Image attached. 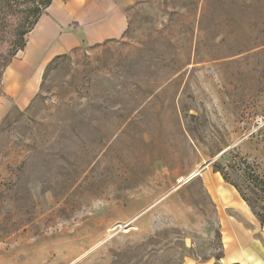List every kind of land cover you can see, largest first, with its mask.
<instances>
[{"label": "rangeland", "instance_id": "374dc122", "mask_svg": "<svg viewBox=\"0 0 264 264\" xmlns=\"http://www.w3.org/2000/svg\"><path fill=\"white\" fill-rule=\"evenodd\" d=\"M127 18L51 62L25 104L3 99L0 264H218L215 167L264 213V0Z\"/></svg>", "mask_w": 264, "mask_h": 264}, {"label": "crops", "instance_id": "0c3cea01", "mask_svg": "<svg viewBox=\"0 0 264 264\" xmlns=\"http://www.w3.org/2000/svg\"><path fill=\"white\" fill-rule=\"evenodd\" d=\"M148 1L152 0H53L5 72L0 116L5 111L3 99L22 105L33 97L43 70L56 58L121 39L129 27L128 10ZM208 186L218 206L223 241L218 264H264V248L256 245L262 225L250 220L256 217L249 206L218 174Z\"/></svg>", "mask_w": 264, "mask_h": 264}, {"label": "trees", "instance_id": "16d2710c", "mask_svg": "<svg viewBox=\"0 0 264 264\" xmlns=\"http://www.w3.org/2000/svg\"><path fill=\"white\" fill-rule=\"evenodd\" d=\"M53 0H0V99L4 94V75L17 55L27 44V35L35 28L40 18L52 5ZM9 114L3 120L5 123ZM223 180L239 192L254 216L264 227V213L258 212L251 199L246 197L237 185L230 183L226 174L215 167ZM264 187V181H259ZM260 201L264 203V188L259 191Z\"/></svg>", "mask_w": 264, "mask_h": 264}, {"label": "bare ground", "instance_id": "6f19581e", "mask_svg": "<svg viewBox=\"0 0 264 264\" xmlns=\"http://www.w3.org/2000/svg\"><path fill=\"white\" fill-rule=\"evenodd\" d=\"M194 177H196V175H194Z\"/></svg>", "mask_w": 264, "mask_h": 264}, {"label": "water", "instance_id": "95a60500", "mask_svg": "<svg viewBox=\"0 0 264 264\" xmlns=\"http://www.w3.org/2000/svg\"><path fill=\"white\" fill-rule=\"evenodd\" d=\"M198 174H196V176H197Z\"/></svg>", "mask_w": 264, "mask_h": 264}]
</instances>
